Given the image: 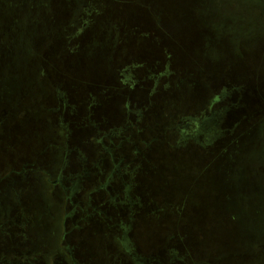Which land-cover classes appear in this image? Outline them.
<instances>
[{"label": "rangeland", "instance_id": "374dc122", "mask_svg": "<svg viewBox=\"0 0 264 264\" xmlns=\"http://www.w3.org/2000/svg\"><path fill=\"white\" fill-rule=\"evenodd\" d=\"M105 90L102 113L121 115L125 93L160 135L207 121L204 148L151 153L140 183L160 217L130 234L139 260L264 264V0H0V223L5 171L57 138L64 100Z\"/></svg>", "mask_w": 264, "mask_h": 264}, {"label": "flooded vegetation", "instance_id": "af4514ba", "mask_svg": "<svg viewBox=\"0 0 264 264\" xmlns=\"http://www.w3.org/2000/svg\"><path fill=\"white\" fill-rule=\"evenodd\" d=\"M106 91L101 97L91 94L88 101L76 98L72 106L64 100V106L54 109L59 115L57 138L49 139L43 151L32 153L31 163L5 171L15 175L9 181L16 193L7 211L13 217L0 223V264H99L103 251L110 254L109 264H127L125 260L144 264L129 247L130 234L144 227L142 222L160 217V209L143 192L140 178L150 176V169L158 170L151 155L161 146L178 149L195 140L204 148L207 121L160 135L152 123L142 126L145 114L132 107L135 99L125 93H121L125 99L121 115L110 119L102 113L116 98ZM63 113L71 118L68 123ZM3 181L1 176L0 185ZM5 200H0V207H6ZM112 237L123 244L125 250L119 247V251L128 259L114 257L107 246ZM94 241L102 243V252L95 251Z\"/></svg>", "mask_w": 264, "mask_h": 264}]
</instances>
